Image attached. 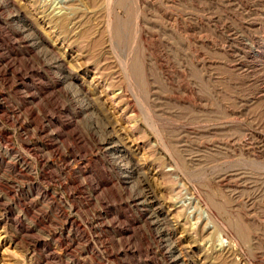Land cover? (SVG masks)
I'll use <instances>...</instances> for the list:
<instances>
[{
	"label": "rangeland",
	"instance_id": "374dc122",
	"mask_svg": "<svg viewBox=\"0 0 264 264\" xmlns=\"http://www.w3.org/2000/svg\"><path fill=\"white\" fill-rule=\"evenodd\" d=\"M0 264H264V0H0Z\"/></svg>",
	"mask_w": 264,
	"mask_h": 264
},
{
	"label": "bare ground",
	"instance_id": "6f19581e",
	"mask_svg": "<svg viewBox=\"0 0 264 264\" xmlns=\"http://www.w3.org/2000/svg\"><path fill=\"white\" fill-rule=\"evenodd\" d=\"M65 17H66V16H65ZM69 18H70V17H69ZM69 18H68V19H69ZM59 19H60V18H59ZM64 19H65V21H66V18H64ZM61 20H62V17H61ZM69 20H70V19H69ZM63 22H64V20L62 21V23H63ZM62 23H61V24H62ZM64 23H65V22H64ZM66 23H68V21H66ZM118 30H119V29H118ZM100 34H101V33H100ZM134 73H135V72H134Z\"/></svg>",
	"mask_w": 264,
	"mask_h": 264
}]
</instances>
